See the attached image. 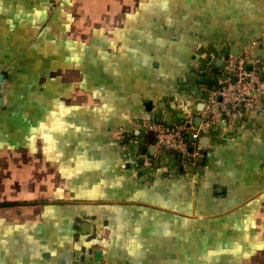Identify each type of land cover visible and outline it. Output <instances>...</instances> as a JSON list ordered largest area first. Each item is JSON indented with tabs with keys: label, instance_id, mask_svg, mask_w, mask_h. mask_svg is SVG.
I'll list each match as a JSON object with an SVG mask.
<instances>
[{
	"label": "crops",
	"instance_id": "0c3cea01",
	"mask_svg": "<svg viewBox=\"0 0 264 264\" xmlns=\"http://www.w3.org/2000/svg\"><path fill=\"white\" fill-rule=\"evenodd\" d=\"M236 51L264 62V0H0V264H264V111L195 158L142 138Z\"/></svg>",
	"mask_w": 264,
	"mask_h": 264
},
{
	"label": "built area",
	"instance_id": "2783aa9c",
	"mask_svg": "<svg viewBox=\"0 0 264 264\" xmlns=\"http://www.w3.org/2000/svg\"><path fill=\"white\" fill-rule=\"evenodd\" d=\"M222 60L218 70L212 65L204 70L207 80H216L219 86L206 91L203 110L173 125L159 118L148 121L142 131L143 141L152 136L162 155L172 153L195 158L190 148L196 146L206 129L224 120L232 123L245 115L264 111V62L229 52L224 53ZM197 117H200L199 124Z\"/></svg>",
	"mask_w": 264,
	"mask_h": 264
},
{
	"label": "trees",
	"instance_id": "16d2710c",
	"mask_svg": "<svg viewBox=\"0 0 264 264\" xmlns=\"http://www.w3.org/2000/svg\"><path fill=\"white\" fill-rule=\"evenodd\" d=\"M215 69L218 70L219 68L216 67ZM204 84H205L206 88H208V89H212L214 87L219 86V84L217 83L216 80H214V81L206 80L204 82ZM176 156H177V158L179 157V155H176ZM178 161L180 163L179 171L181 173H185L187 171V168L183 167L184 160L183 159H180V160L178 159ZM15 204H17V202L16 203H14V202H3V203H0V207L10 206V205H15Z\"/></svg>",
	"mask_w": 264,
	"mask_h": 264
},
{
	"label": "water",
	"instance_id": "95a60500",
	"mask_svg": "<svg viewBox=\"0 0 264 264\" xmlns=\"http://www.w3.org/2000/svg\"><path fill=\"white\" fill-rule=\"evenodd\" d=\"M232 54H234V55H239V51L233 52ZM220 60H221L220 62H223V60H222L221 58H220ZM220 64H221V63H220ZM215 65H216L217 67H219V64H218V63H215ZM0 68H1V65H0ZM3 80H4V75L1 74V75H0V81H3ZM2 103H3V98L0 97V105H2ZM203 107H204V104L201 103L199 109L202 110ZM171 117H172V113H169L168 116H167V121H169ZM199 122H200V117H197V118H196V123L199 124ZM190 150L193 151L194 148L191 147ZM179 157L182 158L181 155H179ZM201 159H202V157L199 158L200 161H201Z\"/></svg>",
	"mask_w": 264,
	"mask_h": 264
}]
</instances>
